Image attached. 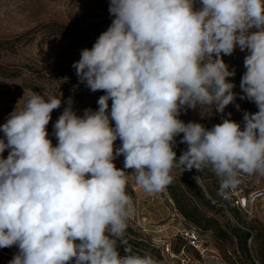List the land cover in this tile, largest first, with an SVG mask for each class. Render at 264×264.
Instances as JSON below:
<instances>
[{
	"label": "clouds",
	"instance_id": "1",
	"mask_svg": "<svg viewBox=\"0 0 264 264\" xmlns=\"http://www.w3.org/2000/svg\"><path fill=\"white\" fill-rule=\"evenodd\" d=\"M108 11L110 26L72 65L104 92L98 108L78 115L62 92L33 91L0 125V249L18 248L9 264H163L127 239L137 211L129 169L148 195L170 186L174 169H210L225 198L243 177H264V0H110ZM237 48L248 53L240 98L258 111L211 128L180 119L234 103L223 56ZM62 104L54 145L47 126Z\"/></svg>",
	"mask_w": 264,
	"mask_h": 264
},
{
	"label": "rangeland",
	"instance_id": "2",
	"mask_svg": "<svg viewBox=\"0 0 264 264\" xmlns=\"http://www.w3.org/2000/svg\"><path fill=\"white\" fill-rule=\"evenodd\" d=\"M109 3L110 0H0V125L16 106L19 108L23 105L24 101L19 100L24 93L27 95L33 91L46 97L59 96L62 92L64 101L72 98L73 108L78 115H82L86 108H98L97 100L104 92L88 89L79 81L72 65L80 59L81 50L91 48L98 36L110 26L113 17L108 11ZM247 54V51L242 52L237 48L232 55L223 56L229 70H235V75L229 80L236 86L233 89L236 100L225 108L224 113H217L213 108L210 116L202 117L199 110L188 109L181 113L180 119L199 122L211 128L225 118L242 124L245 111H258L255 103L240 98L244 95L240 81L246 71L243 62ZM236 105H239V110ZM65 106L62 104L60 109L53 111L52 120L47 126L54 145L57 141L53 124ZM181 136L176 138L180 154L186 149V145L179 142ZM120 143L119 140L115 142L116 146ZM7 155L6 150L4 156ZM114 163L117 168H123L124 157H117ZM127 171V191L133 197L137 210L127 230V239L134 251H151L157 259L162 260L163 242L169 240L171 247L176 248L180 243L178 231L184 226L195 225L201 229L203 239L218 250L225 264H264L259 255V248L261 245L264 247V199L263 205L254 206L251 214L225 211L214 205L219 186L214 173L210 169L202 173L193 169V178L200 177L199 181L194 179L199 189L187 187L181 181L185 194L191 198L199 213L213 218L220 228L228 232V236L221 239L213 230H205L201 223L185 218L167 188L148 195L136 184L132 170ZM182 173L174 169L172 174L181 178ZM260 178L264 189V177ZM233 229L249 232L244 244L238 236L233 235ZM243 248L247 250L246 253L242 251ZM17 252V247L0 249V264H9ZM207 263L216 262L210 258Z\"/></svg>",
	"mask_w": 264,
	"mask_h": 264
},
{
	"label": "built area",
	"instance_id": "3",
	"mask_svg": "<svg viewBox=\"0 0 264 264\" xmlns=\"http://www.w3.org/2000/svg\"><path fill=\"white\" fill-rule=\"evenodd\" d=\"M264 189L260 176H245L237 189L225 198L218 194L214 205L225 210H236L242 214H251L254 206L263 205ZM180 243L171 247L169 240L162 244L163 264H208L207 259H214L215 264H225L220 253L202 237L201 229L187 225L178 231ZM16 247V246H13ZM121 251V250H120ZM124 252L121 251V255Z\"/></svg>",
	"mask_w": 264,
	"mask_h": 264
},
{
	"label": "trees",
	"instance_id": "4",
	"mask_svg": "<svg viewBox=\"0 0 264 264\" xmlns=\"http://www.w3.org/2000/svg\"><path fill=\"white\" fill-rule=\"evenodd\" d=\"M174 150L177 153V157H179V155L181 154L177 146ZM192 175L193 170L182 173L181 178L174 176L173 183L167 187L171 197L173 198L176 204V207L189 221H192L197 224L201 223L205 230H213L217 234V237L225 239L228 236V232L220 228L218 223L213 218L208 217L203 213H199L196 206L193 205L191 198L186 196V190L184 189V186L181 181H183L187 187H191L194 190L199 189L197 182L194 180ZM232 231L233 235L238 236L239 239L243 242V244L249 238V232H239L238 229H233ZM242 251L245 253L247 252L245 248H243ZM259 255L264 261L263 245H261V247L259 248Z\"/></svg>",
	"mask_w": 264,
	"mask_h": 264
}]
</instances>
